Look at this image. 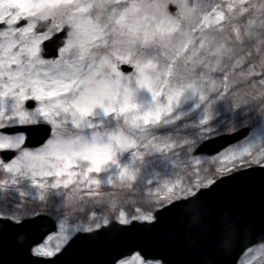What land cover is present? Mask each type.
I'll list each match as a JSON object with an SVG mask.
<instances>
[{
  "label": "snow or ice",
  "instance_id": "1",
  "mask_svg": "<svg viewBox=\"0 0 264 264\" xmlns=\"http://www.w3.org/2000/svg\"><path fill=\"white\" fill-rule=\"evenodd\" d=\"M217 139L231 143L205 153ZM169 165L186 179L161 184L156 168ZM257 170L264 0H0V237L29 264H60L80 238L150 233L177 207L166 238L214 264L204 194ZM29 194L49 199L43 215L19 211ZM51 216L55 232L36 227ZM214 217L210 234L227 250L239 222L227 206ZM239 243V264H264V229ZM132 247L107 264H183Z\"/></svg>",
  "mask_w": 264,
  "mask_h": 264
},
{
  "label": "water",
  "instance_id": "2",
  "mask_svg": "<svg viewBox=\"0 0 264 264\" xmlns=\"http://www.w3.org/2000/svg\"><path fill=\"white\" fill-rule=\"evenodd\" d=\"M34 139H38V135ZM226 143L231 141L214 140L205 145L204 152L218 151ZM204 202L209 213L207 249L212 255L214 264H239L241 238L258 236L261 229H264V173L257 170L227 181L219 185L212 193H205ZM223 206L229 207L234 212L240 225L236 240L227 250L223 249L210 234L215 219L214 213ZM182 215L180 207L171 209L163 215L162 223L158 228L150 233L114 232L110 240L77 239L69 251L61 257L60 264H81L84 261L107 264L114 255L121 254L126 257L138 251V248L132 247L133 242L136 241L143 242L149 252H163L172 261L197 264L202 258L201 250L181 248L175 240L167 239L165 236ZM56 224L55 219L49 217L38 221L36 227L55 232ZM0 264H29L28 258L15 247L10 235L0 237Z\"/></svg>",
  "mask_w": 264,
  "mask_h": 264
},
{
  "label": "rangeland",
  "instance_id": "3",
  "mask_svg": "<svg viewBox=\"0 0 264 264\" xmlns=\"http://www.w3.org/2000/svg\"><path fill=\"white\" fill-rule=\"evenodd\" d=\"M181 159H183V158L181 157ZM200 166L205 168V169H208L209 171H212V172H214L216 170V168H217V164L215 162L209 163V162H206V161H203V160L201 161ZM193 167H195V165H193ZM156 171L160 173V182H161V184H163V182L167 178L175 179L176 178L175 174H179L181 177H184L186 179L185 171H184L183 167H181V166H176L173 169V166L169 165V167H168L166 172H165V170L163 168L157 167ZM190 171H191V167L188 169L189 173H190ZM4 178H5L4 177V173L0 172V179H4ZM151 187L155 188L156 187L155 183H153L151 185ZM119 188H120L119 183H115V190H119ZM90 190L91 191L108 192V191L113 190V189L111 187H105L103 189H90ZM45 191L47 193V192H50L52 190H45ZM83 191H89V189H84ZM68 194L69 195L72 194V190L71 189H68ZM76 194L78 195L79 193L77 192ZM13 195H16V194L13 193ZM9 199H11V197ZM22 200L24 202V207L19 209V211L21 213L27 212L29 215H32L34 212L35 213H40V212L45 213L46 209L49 207V199L48 198H46L45 200L41 201V200H39L38 196L29 194V195L23 197ZM19 202H20L19 200L15 201V203H19ZM55 202L59 203L60 202V198L56 197L55 198ZM137 206H139V205H137ZM106 208H107L106 205L98 206L97 211L103 212V211L106 210ZM128 210L132 211L133 209L129 208ZM0 211H7V207L5 206V204H4V202L2 200H0ZM89 211H91V209ZM52 217H54V216H52ZM78 218L84 220V222L87 223V218L86 217L80 216ZM68 223L69 224H75L76 223V219H69ZM128 257H130V256H128Z\"/></svg>",
  "mask_w": 264,
  "mask_h": 264
}]
</instances>
